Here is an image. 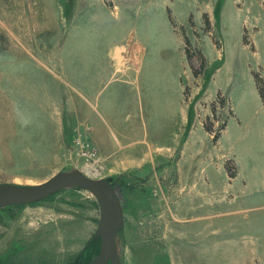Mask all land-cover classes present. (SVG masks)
<instances>
[{"label":"rangeland","instance_id":"rangeland-1","mask_svg":"<svg viewBox=\"0 0 264 264\" xmlns=\"http://www.w3.org/2000/svg\"><path fill=\"white\" fill-rule=\"evenodd\" d=\"M98 81L119 98L83 112ZM257 84L264 0H0V185L111 179L122 264H264ZM160 96L180 97L173 121L149 110L144 130L131 121L136 99ZM101 114L111 143L90 121ZM99 217L78 188L0 208V264H89Z\"/></svg>","mask_w":264,"mask_h":264},{"label":"water","instance_id":"water-1","mask_svg":"<svg viewBox=\"0 0 264 264\" xmlns=\"http://www.w3.org/2000/svg\"><path fill=\"white\" fill-rule=\"evenodd\" d=\"M66 188L89 191L99 206L95 238L99 251L89 264H122L118 253V236L124 225L123 209L111 179H92L79 172H60L47 181L28 186L0 185V208L28 205L44 200Z\"/></svg>","mask_w":264,"mask_h":264},{"label":"crops","instance_id":"crops-1","mask_svg":"<svg viewBox=\"0 0 264 264\" xmlns=\"http://www.w3.org/2000/svg\"><path fill=\"white\" fill-rule=\"evenodd\" d=\"M94 85L95 86L93 87L92 90L88 89V94L86 96L83 93L85 90H82V98L86 99V102L84 100L82 101V110H83V112H85L86 108L93 107V106H91V103L93 101L99 100L101 102L102 112L104 110L103 113H105L107 111V105L106 104L110 101H113V96L114 95L117 96L116 98H114L115 101L119 98L118 94L113 93L114 91H119V90L116 88V86H115L116 84H114L112 81H98V83H96ZM99 87H102L101 88L102 94L100 96L96 92V89ZM122 89H123V87L120 88L121 91H122ZM131 98H132V102H134L133 100H135V99L133 98V96H131ZM136 100H137V103L135 105V108L137 111V117L138 118L135 120H131V121L134 124H139L138 121L141 120L143 122V127L141 126L143 130H144V127L146 126V123H144V110H149V112L151 111L150 115L152 118H157L159 116H162V117H165L167 119H170L169 122H171V121H173V119H175L177 112L180 113L179 107L181 106V102H180L179 96H176L174 101H172V97L160 96V99L156 100L158 102L154 106H151L150 103H148L147 98H143L141 100L136 99ZM144 101L147 103L146 105H144ZM161 104H162L163 109L160 108ZM144 106H145V108H144ZM151 108H153V109H151ZM80 109H81V106H80ZM182 116L184 117L183 114H182ZM90 121L95 126V128L102 133L101 136L105 138L106 142H108V141L110 142V140L106 138V136H107L106 128L109 132H112V130L110 128L113 125L114 120L108 114H106V116L101 114V119H100V117H96L94 115ZM180 121H181V119L178 118L179 123H180ZM153 123L158 128L163 129V127H164V125H162L161 121H159V120H155V121H153ZM179 123H178V125H179ZM125 124H127V123L124 122V125ZM157 127H155V128L157 129ZM177 130H178V127H177V129H174L172 131L173 136ZM124 136L125 135L121 134L122 140H131L130 139L131 137L129 138V137H124ZM133 139H134V137H133ZM118 141L121 142L120 140H118ZM134 153H135V151H134ZM123 159H125V158H123Z\"/></svg>","mask_w":264,"mask_h":264},{"label":"trees","instance_id":"trees-1","mask_svg":"<svg viewBox=\"0 0 264 264\" xmlns=\"http://www.w3.org/2000/svg\"><path fill=\"white\" fill-rule=\"evenodd\" d=\"M185 45L186 46H189V40L187 38H185ZM186 55H187V50L185 51ZM201 60V66L204 65V60L203 59H200ZM256 81H261V80H256ZM257 89H258V92H259V95L260 97L262 98V101L264 103V86H262V84H257ZM90 244L88 245L90 248H91V245L94 244V246L92 248H94V256L98 254V251H99V244H100V240L99 239H96L94 238L93 240H91L89 242ZM87 246V248H88Z\"/></svg>","mask_w":264,"mask_h":264},{"label":"bare ground","instance_id":"bare-ground-1","mask_svg":"<svg viewBox=\"0 0 264 264\" xmlns=\"http://www.w3.org/2000/svg\"><path fill=\"white\" fill-rule=\"evenodd\" d=\"M64 14H65V12H64ZM67 14V13H66ZM112 50H113V48H111V49H109V51H108V55H107V57L109 58V56H110V54H112L111 52H112ZM116 67V66H115ZM122 70V69H121ZM120 70V71H121ZM126 73V72H125ZM145 144V146L149 149V151L151 152V148H150V146L147 144V143H144ZM151 155H152V152H151ZM153 156V155H152ZM153 160V159H152ZM183 197V196H182ZM191 201V200H190ZM190 201H188V202H190ZM185 202V201H184ZM201 224L202 223H196V226H201Z\"/></svg>","mask_w":264,"mask_h":264}]
</instances>
